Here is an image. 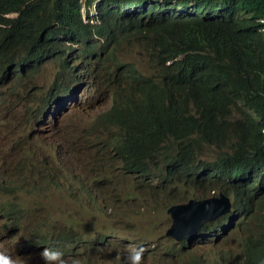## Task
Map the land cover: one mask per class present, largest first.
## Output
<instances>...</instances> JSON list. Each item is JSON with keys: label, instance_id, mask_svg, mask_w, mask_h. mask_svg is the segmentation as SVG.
<instances>
[{"label": "trees", "instance_id": "16d2710c", "mask_svg": "<svg viewBox=\"0 0 264 264\" xmlns=\"http://www.w3.org/2000/svg\"><path fill=\"white\" fill-rule=\"evenodd\" d=\"M168 1L0 0V85L14 82L9 89H20L27 78L47 73L57 64L61 70L52 90L60 102L80 83L74 71L75 51L84 52L82 62L96 60L99 65L109 45L113 50L108 58L115 62L116 47L122 42L148 40L142 54L152 70L141 74L125 62L122 74L113 81L121 87L113 90L114 105L99 113L88 130L91 154L102 156L93 166L98 178L108 177V186L112 174L120 171L127 178L128 194L126 184L115 182L113 188L142 214L155 211L168 217L169 208L205 184L217 186L219 192H233L234 205L252 210L256 202L264 201V0H175L186 11L193 5L186 21L168 17L164 10ZM10 51L20 56L15 59ZM17 66H32L34 72L16 77ZM202 145L215 149L214 160L195 155ZM72 172L76 175L77 169ZM26 174L61 178L45 165L30 166ZM66 183L75 189L71 200L89 205L90 213L95 214V204L99 210L117 214L106 188L82 197V189L89 190L85 182ZM1 210L7 212L12 230L22 229L23 216L36 213L31 220L40 231L28 244L58 250L61 259L71 264L73 259L85 264L83 260L95 248L110 258L109 264H133L135 253L119 255L126 240L108 224L84 225L78 218L66 225V233L57 234L53 225L43 231L48 220L37 209L23 214L20 205L13 204L10 210L2 206ZM235 219L233 215L218 222L225 220L231 230ZM156 222L145 229V237L160 242L161 230L154 236ZM226 234L216 245L228 240ZM263 234L264 229L260 239H244L243 264H264Z\"/></svg>", "mask_w": 264, "mask_h": 264}, {"label": "rangeland", "instance_id": "374dc122", "mask_svg": "<svg viewBox=\"0 0 264 264\" xmlns=\"http://www.w3.org/2000/svg\"><path fill=\"white\" fill-rule=\"evenodd\" d=\"M120 39L125 40V38H119L118 41ZM126 43L128 45L122 42L119 47H116V62L120 65H125V61L149 63V60L142 54L150 43L148 40L142 43L138 38H134ZM112 48L113 45H109L107 50L112 51ZM12 55L15 59L20 56L19 53L10 51L9 56ZM101 59H105V61L99 69L96 68L97 72L90 81L92 87L89 88V92L87 85L84 88L85 85L81 87L80 83L74 92L62 97L63 106L54 111L50 129H48L47 119L51 114L52 106L55 104L49 105L47 109L45 105L51 93L54 92L55 77L61 69L57 64L50 63L54 66L51 65L52 68L47 73L38 74L31 79L27 78L24 84H19L22 86L20 89H9L12 88L14 82L0 85V184L4 183L8 189L7 195L0 193V206L4 210H10L12 204L17 201L28 211L37 209L48 220L43 231L48 230L53 225L57 234L66 233V225L74 223L78 218L84 225L108 224L117 228L115 232L126 240V247L118 250L119 255L135 253L137 250H141L144 244L153 247L154 251L143 256L140 264H187L190 263L195 254L202 255L203 260H209L207 264H223L220 259H224V263L243 264L246 249V246L242 245L243 239L247 235L252 236V241H255L254 239L259 237L264 228V201L254 206L247 223L248 232L245 231L243 234L240 229L232 230L233 234L230 235L227 246L215 248L195 246L193 252L182 254L181 257L176 258L172 257L170 253H166V250H171L172 246L167 240L162 238L160 242L155 239L149 241L150 239L145 237V229L151 226L153 221L157 220L154 229V236H156L158 233L156 230H161L167 224L168 217L161 212H158L157 216L155 211L150 213L145 211L142 214L141 211L133 209L131 202H124L122 200L124 195L113 188L115 182H120L122 186L126 184L124 190H126V195L128 194L127 178L120 171H115L112 174L113 181L108 186V177L100 176L98 178L100 173L94 170L93 166L99 162L102 156L91 154V145L86 142L89 140L88 130H90L91 124L98 120L99 113L110 109L114 96L113 90L121 88L113 81L116 82L122 74L107 80L109 67L113 64L106 62L109 60L108 53H104ZM150 70V67H145L139 71ZM222 147L227 148L228 145ZM195 154L200 159H209L215 154V150L202 145L195 150ZM40 164L50 166L53 169L61 168L65 175L56 178L52 174H48L41 177L39 182H25L20 186V190H16L15 184L16 180H19L18 175L25 172L28 166ZM75 169H77L76 175L72 172ZM66 178L67 180H65ZM71 179L85 182L89 186V190L82 189V197L94 196L97 194L98 188H106L110 196L108 199L116 207L117 214L99 210L94 204L95 215L90 213L91 208L86 203L73 202L71 200L73 197L70 198V194L75 189L66 183ZM96 181L97 187H95ZM89 191L92 192L89 193ZM214 194L212 193V196ZM190 196L211 198L209 197V188L192 189ZM218 196L219 193L216 197ZM148 197L152 198L153 195H148ZM156 200H158L157 197ZM33 216H37L36 213H30L26 216L20 231H8V233L1 232L0 221V248L5 251L3 254L0 251L1 259L7 257L13 264H44L41 259V251L45 247L37 249L28 244L29 238L36 231H40L32 223L31 218ZM121 218H125L123 222ZM219 220H222L221 215L209 222L205 220L195 221L189 229L182 231V235L188 236L195 228H198L199 233L212 230L218 226V223H221V221L218 222ZM126 223L130 231H126ZM106 233V230L102 232V234ZM141 237L146 238L147 241L142 242ZM90 249L92 250L91 247ZM184 251L185 249L182 247L180 253ZM87 257L86 260H83L85 264H109L111 262L103 250L98 248L94 249L93 254L88 253ZM63 261L64 264H71L69 261Z\"/></svg>", "mask_w": 264, "mask_h": 264}, {"label": "clouds", "instance_id": "9594fccd", "mask_svg": "<svg viewBox=\"0 0 264 264\" xmlns=\"http://www.w3.org/2000/svg\"><path fill=\"white\" fill-rule=\"evenodd\" d=\"M160 2L161 1H158V3H160ZM168 3L166 5V7L164 8V10L167 11L168 17L172 18V19H177V20H182V21L189 20V18L191 17V15H190L191 11H194L193 10V5L191 3L188 5V11L184 10L179 4L176 3L175 0L168 1ZM91 13L92 12H90V14ZM195 13L198 14L197 11H195ZM10 16H13V15H10ZM84 21L86 22L85 19H84ZM261 23H263V21H261ZM263 31H264V29H263ZM108 52H110V51H107V53ZM74 54H75V57H78L74 71H75V74L77 75V77H79V80H80V78H81L80 77L81 76V70L83 68H89L91 63L95 62L96 60L95 61L82 62L80 59L84 55V52L77 53L75 51V53H73V55ZM101 58H102V56H101ZM115 63L118 66H120L121 70L123 69V67H124L123 64L120 65L118 62H116V60H115ZM128 63L134 65V67L136 68L137 72H139L141 74L150 73V71L152 70L151 69L150 71H139L142 68L149 67L150 61H149V63H146L144 61H135V62H128ZM18 67L19 66H17V68ZM79 84L80 83L76 84L75 87L77 88ZM53 93H51L50 98L46 101V105H45L46 106L45 108L47 109L49 105L55 104L54 106H52L51 119L54 118V114H53L54 111L59 110L60 109L59 107L63 106L62 103H60L62 97L59 98L60 102H58V98L55 97L53 95ZM68 99H71V98L68 97ZM113 105H114V96L112 97V104H111L110 109L112 108ZM109 110H107V111H109ZM107 111H105L104 113H106ZM101 115H99V117ZM214 155L211 158H209V159H201V160H204V161L214 160L215 159ZM37 166L38 165H34L32 167L37 168ZM42 166H44V165H42ZM28 167H30V166H28ZM28 167H27V169H28ZM48 167L53 172L60 173L61 177H63L65 175V173L63 172V169H61V168L60 169H53L50 166H48ZM27 169L25 170V172L27 171ZM40 178L38 179L36 176H31L30 174L24 175V172H23L22 174L18 175V179L19 180H16L15 188H16V190H20V186L22 184H24L25 182L36 183V182L40 181ZM36 179H37V181L32 182V181H34ZM3 188L8 191V189H7V187L5 186L4 183L0 184V189H3ZM200 188H209V197H211V198L204 199V198L193 197V196H190V192H189V199H187L186 201H184V202L176 205V207H174L173 216L171 214H169L168 211H167L168 222L161 229L160 235H161L162 238H164L165 240H167L169 243L172 244L171 250H166V253H170V255L172 257L178 258V257H181L182 254H185V253H188V252H191V251L193 252L195 250V246L211 247V248H215L216 246H218V247L227 246L228 242H229V239H230V235L233 234L232 230H236V229L239 230L240 229L243 234H244L245 231L248 232L247 223H248L249 217H250V215L252 213V210H253V208H254V206L256 204H260L261 203V202H256L252 206V210L251 209L250 210L249 209H244L243 207L238 206L237 204L234 205L233 199H235V196H234L233 192H228V193L227 192H223V191L219 192V191H216L217 186L209 185V184H205V185H203ZM212 193H215V194L212 196ZM218 193H219V196L216 197L218 195ZM7 194H8V192L4 193L3 195H7ZM1 195H2V193H1ZM223 197L230 201L231 209H230L229 213H227L225 215H222V217H229V216L236 215V219H235V221H234V223L232 225V229L231 230L228 228V223L225 220H223V223H218V226L215 227L212 230L203 231V232L199 233L198 232V228H195L194 230H192L191 234H189L188 236L185 237V236L182 235V231L185 230V229H189L191 224H193V222H195V221L205 220L206 222H209V221L213 220V219L212 220L206 219L205 214L198 207V203L199 202L206 201V200H214V199L220 200ZM13 204H19V203L16 201ZM20 208H21V213H23V214L26 211H28V209H26L22 205H20ZM171 208H173V207H171ZM171 208H169V209H171ZM209 211L211 213L213 212V206H209ZM23 217H24L23 218V223H24L26 217L25 216H23ZM10 223L11 222L9 220L6 223L1 222V225H2L1 232L2 233H5V232L8 233V231H20L21 230V229L20 230H12L10 228ZM204 228H208V227H204ZM221 231H224V232H221ZM157 232H158L157 233V235H158L159 231H157ZM225 232H227L226 237L228 236V240L226 242H222V243L216 245L217 240L225 237ZM261 234H262V232H261ZM260 235H259L258 238L254 239V240L260 239ZM247 237H249V239L252 240V238H251L252 236H247L246 235L245 238H247ZM244 239H243L242 245L245 244ZM262 239H264V234H263V238ZM182 247H184L185 251L183 253H180V250L182 249ZM152 248L153 247L148 245L147 248L142 247L141 250H137L135 252V255L132 257L133 264H139V260H140L141 255L145 256L147 253L153 252L154 250ZM0 249H1L0 251H1L2 254L5 253V251H3L2 248H0ZM144 252H147V253H144ZM132 254H134V253H132ZM61 257H62V253L60 251H58V250H55V249L44 248L41 251V259L44 261V264H64V261L61 259ZM207 262H209V260H207V259L203 260L202 255L195 254V255L192 256V259H191L190 263H187V264H207ZM0 264H13V262H11L7 257H5L3 259L0 258ZM72 264H79V261L76 260V259H73Z\"/></svg>", "mask_w": 264, "mask_h": 264}, {"label": "bare ground", "instance_id": "6f19581e", "mask_svg": "<svg viewBox=\"0 0 264 264\" xmlns=\"http://www.w3.org/2000/svg\"><path fill=\"white\" fill-rule=\"evenodd\" d=\"M93 60V59H92ZM106 62H110V64H113V65H111L110 67H109V69H110V71L108 72V75H109V77H110V79L111 78H113V77H115V76H118V75H120L121 73H122V70H121V68H120V66H118L114 61H112V60H108V61H106ZM93 65H97V62L95 61V62H92L91 63V65H90V67L89 68H83L82 70H81V78H80V83H81V87H83V85H85L84 86V88H86V85H87V89H88V92H89V88L90 87H92V84H91V80H92V76L93 75H95V73H94V71H95V69L93 68ZM100 65H101V63L99 64V65H97V68L99 69L100 68ZM43 67V65L39 68V70L38 71H40L41 70V68ZM32 69H34L32 66H30V67H26V68H21V67H18L17 68V70H16V72H15V74H16V77H18L19 75H22V74H27V75H29V74H31L32 72H34ZM38 71H36V73L38 72ZM94 81V80H93ZM92 81V82H93ZM94 83V82H93ZM80 87V88H81ZM81 90H82V88H81ZM76 105V104H75ZM93 118V117H92ZM42 121V120H41ZM87 121V120H86ZM47 122H48V129H50L51 128V114L48 116V119H47ZM89 123V122H88ZM93 123V122H92ZM87 124V123H86ZM91 124V123H90ZM42 125V124H41ZM45 125V124H44ZM92 125V124H91ZM240 176H242V175H240ZM243 177V176H242ZM241 177V178H242ZM236 178H238V177H236ZM105 208H107V209H110V206L108 205V204H106L105 205ZM26 217V216H25ZM9 220V217H8V214H7V212H4V211H2L1 210V206H0V221L1 222H4V223H6L7 221ZM112 227V226H111ZM114 228V227H113ZM116 229L117 228H114V231H116ZM108 239H110V238H108ZM80 243V242H79ZM63 244V243H62ZM81 244H83L82 242H81ZM76 245H78V243L76 244ZM60 246V245H59ZM216 247H218V246H216ZM63 248V247H62ZM39 249V248H38ZM221 261H222V263L223 264H230L229 262L228 263H224V259H220ZM93 262V261H92Z\"/></svg>", "mask_w": 264, "mask_h": 264}, {"label": "water", "instance_id": "95a60500", "mask_svg": "<svg viewBox=\"0 0 264 264\" xmlns=\"http://www.w3.org/2000/svg\"><path fill=\"white\" fill-rule=\"evenodd\" d=\"M209 206H213V212L209 211ZM198 207L205 214L206 219L212 220L215 219L219 215H225L230 212L231 203L228 199L222 198L220 200H206L198 203ZM168 213L173 216L174 207L168 210Z\"/></svg>", "mask_w": 264, "mask_h": 264}]
</instances>
